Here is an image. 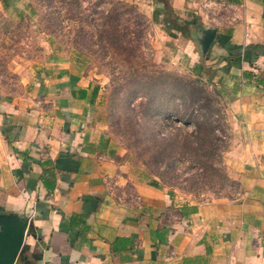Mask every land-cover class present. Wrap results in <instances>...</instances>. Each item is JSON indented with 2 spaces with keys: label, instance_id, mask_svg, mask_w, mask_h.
<instances>
[{
  "label": "crops",
  "instance_id": "obj_1",
  "mask_svg": "<svg viewBox=\"0 0 264 264\" xmlns=\"http://www.w3.org/2000/svg\"><path fill=\"white\" fill-rule=\"evenodd\" d=\"M167 4L155 8L197 29L170 36L203 57L232 113L238 196L202 203L152 184L105 131L100 88L56 55L28 89L0 92V213L28 219L21 264H264V0Z\"/></svg>",
  "mask_w": 264,
  "mask_h": 264
},
{
  "label": "rangeland",
  "instance_id": "obj_2",
  "mask_svg": "<svg viewBox=\"0 0 264 264\" xmlns=\"http://www.w3.org/2000/svg\"><path fill=\"white\" fill-rule=\"evenodd\" d=\"M157 6L169 10L167 0H0V92L28 89L56 55L76 59L100 88L96 111L129 162L190 200L236 198L229 105L203 57L168 32L195 40L196 27Z\"/></svg>",
  "mask_w": 264,
  "mask_h": 264
},
{
  "label": "water",
  "instance_id": "obj_3",
  "mask_svg": "<svg viewBox=\"0 0 264 264\" xmlns=\"http://www.w3.org/2000/svg\"><path fill=\"white\" fill-rule=\"evenodd\" d=\"M215 32L214 28L206 27L196 35L201 55L206 54ZM27 227V218H20L15 213H0V264H15L24 243Z\"/></svg>",
  "mask_w": 264,
  "mask_h": 264
},
{
  "label": "trees",
  "instance_id": "obj_4",
  "mask_svg": "<svg viewBox=\"0 0 264 264\" xmlns=\"http://www.w3.org/2000/svg\"><path fill=\"white\" fill-rule=\"evenodd\" d=\"M193 88H194V90H196V91H198V92H201V90H200L199 88H198V90H197L196 87H193ZM96 92H97V88H95L94 91H93V97L96 95ZM183 119H184V117H183ZM151 183L154 184V185H156V186L161 185V184L158 182V180L155 179V178H152V179H151ZM30 231L32 232V228L30 229ZM30 231H29V233H31ZM23 249H24V248L21 249V251H20V253H19V255H18V258H20L21 260H23V259L26 258V255H25V253L23 252Z\"/></svg>",
  "mask_w": 264,
  "mask_h": 264
}]
</instances>
